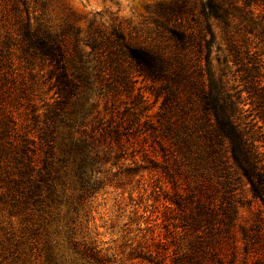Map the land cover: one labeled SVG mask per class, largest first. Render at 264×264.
<instances>
[{
    "label": "trees",
    "instance_id": "obj_1",
    "mask_svg": "<svg viewBox=\"0 0 264 264\" xmlns=\"http://www.w3.org/2000/svg\"><path fill=\"white\" fill-rule=\"evenodd\" d=\"M43 9L40 0H0L3 55L17 54L26 67L47 64L54 89L51 100L37 105L29 85L14 84L11 77L10 86L0 85V182L12 203L46 211L65 200L74 210L99 186L101 181L92 179L106 164L118 167L113 176L123 175L118 186L141 169H154L170 184V204L183 211L185 248L180 253L178 242L169 254L157 239L133 247L128 259L134 264H264V67L259 49L249 46L252 39L255 48L264 45V0L177 6L174 17L190 18L168 29L171 51L131 45L112 30L113 42L140 73L159 83L163 101L154 115L140 101L120 108L109 100L105 68L90 66L88 58L83 63L77 47L70 52L68 31L75 36L78 31L71 25L56 30ZM84 43L91 52L103 45L93 35ZM180 87L199 102L189 120L167 115ZM247 103L251 112L244 108ZM128 156L129 165H117ZM65 172L72 175L76 195L67 194ZM174 227L167 225L168 235ZM77 250L88 264H125L92 246Z\"/></svg>",
    "mask_w": 264,
    "mask_h": 264
},
{
    "label": "rangeland",
    "instance_id": "obj_2",
    "mask_svg": "<svg viewBox=\"0 0 264 264\" xmlns=\"http://www.w3.org/2000/svg\"><path fill=\"white\" fill-rule=\"evenodd\" d=\"M40 1L44 5L45 18L56 30L71 25L74 31H78L77 36L68 31L66 43L69 51L73 53L77 47L85 56L83 63H88L89 59L92 60L88 63L90 66L100 63L105 68L108 78L103 90L109 100L120 108L140 101L150 106V115L161 110L163 95L157 94L159 83L140 73L113 42L115 37L111 32L118 30L131 45L152 51H171L174 45L168 29L179 28L190 18L186 13L174 17V10L182 4L187 8L195 0ZM253 11L255 16L259 12L257 9ZM238 22L239 19L233 20L234 25ZM1 33L0 29V40ZM87 35L102 41L101 49L91 52V48L84 43ZM255 45L256 40L252 39L249 46L253 51L259 49L257 53L261 52L264 67V45L261 48H255ZM5 56L0 44V85L10 86L12 82L29 85L37 105L54 97L47 64L35 62L26 67L17 54H11L10 58ZM123 76L127 77L126 83L122 80ZM238 76L236 73L235 77ZM234 80L239 84V79ZM103 100L105 97L99 100L100 107ZM170 104L171 111L167 115L177 120H189L198 113V100L189 98L187 89L183 87ZM244 108L251 112L252 106L247 103ZM14 115L17 116L16 113ZM155 119L152 118L154 122ZM257 125H262V122ZM139 154L137 162H140ZM56 155H59L57 150ZM131 161L128 156L117 165H129ZM117 171V166L106 164L103 172L92 179L101 181L99 186L78 202L74 210L65 200L46 211L14 205L0 182V264H88L81 251L77 250L81 244L95 247L108 257H115L118 263L134 264L136 260L128 259L130 250L137 246L145 248L157 239L165 243L160 250L167 247L168 253L172 254L180 243L179 252H183V241L187 237L181 226L183 211L170 204L171 189L167 179L154 169H141L118 186V178L124 177L122 174L113 176ZM64 177L67 179L68 196L76 195L70 172H65ZM171 222L175 224L174 233L168 235L166 228L167 225L172 228ZM173 237L175 241H171Z\"/></svg>",
    "mask_w": 264,
    "mask_h": 264
}]
</instances>
